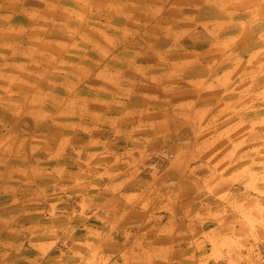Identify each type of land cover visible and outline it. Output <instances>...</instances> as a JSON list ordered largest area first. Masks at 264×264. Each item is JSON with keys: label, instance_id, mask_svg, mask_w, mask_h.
Returning a JSON list of instances; mask_svg holds the SVG:
<instances>
[{"label": "clouds", "instance_id": "9594fccd", "mask_svg": "<svg viewBox=\"0 0 264 264\" xmlns=\"http://www.w3.org/2000/svg\"><path fill=\"white\" fill-rule=\"evenodd\" d=\"M26 3L0 111L44 131L0 125V264H264V0Z\"/></svg>", "mask_w": 264, "mask_h": 264}, {"label": "crops", "instance_id": "0c3cea01", "mask_svg": "<svg viewBox=\"0 0 264 264\" xmlns=\"http://www.w3.org/2000/svg\"><path fill=\"white\" fill-rule=\"evenodd\" d=\"M11 116L8 115L7 113H4L3 111H0V125L1 124H7L9 126H13L15 124L14 121L11 120ZM15 126V125H14ZM15 129L22 132V133H28L29 136L31 135H39L41 134L44 130L37 128V126L35 125V123L31 124L29 126V128L26 131H21L19 125L15 126ZM97 136L103 137L106 135V133L104 132H100L96 134ZM86 137H82V136H76L74 137L73 142L76 144H80L86 141ZM71 166V165H70ZM73 170H75L74 166H73ZM179 177L178 175L174 174V173H168L166 176L161 177L162 182L167 183V184H175L178 181ZM3 182H0V187H2ZM185 199H190V194L186 193L185 194ZM7 201V200H4ZM133 219L135 220L136 218L133 217ZM188 238H182V239H178L177 241H175L179 247L177 250V258H179V254L183 251L184 247H185V243L186 240ZM211 246H209L210 248ZM207 250V248H206Z\"/></svg>", "mask_w": 264, "mask_h": 264}, {"label": "rangeland", "instance_id": "374dc122", "mask_svg": "<svg viewBox=\"0 0 264 264\" xmlns=\"http://www.w3.org/2000/svg\"><path fill=\"white\" fill-rule=\"evenodd\" d=\"M31 3H32V0H27V3L25 4V6H28ZM13 22L17 24H22L24 23V20H23V17L17 16L14 18ZM11 120L15 122L14 124L15 126L19 125L21 131H26L29 128V126L34 123V121L28 116L12 117ZM10 199H11L10 195H4L0 193V216H8L9 214L15 211V209L9 207ZM4 200H7V201H4ZM30 220L31 218L22 217L20 222L28 223L30 222ZM5 237H6V234L0 233V238H5Z\"/></svg>", "mask_w": 264, "mask_h": 264}]
</instances>
